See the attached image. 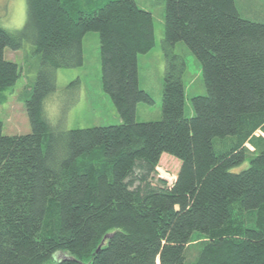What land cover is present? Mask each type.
<instances>
[{"label":"trees","instance_id":"16d2710c","mask_svg":"<svg viewBox=\"0 0 264 264\" xmlns=\"http://www.w3.org/2000/svg\"><path fill=\"white\" fill-rule=\"evenodd\" d=\"M165 1L158 120L136 118L154 102L138 58L156 43L137 0H27L21 29L0 25V103L21 76L5 48L31 41L39 55L24 94L31 131L4 134L0 119V264H264V20L235 0ZM88 31L121 122L57 129L44 100L56 69L84 63ZM178 42L206 87L190 116ZM164 153L181 162L172 183L158 177ZM58 251L71 257L54 261Z\"/></svg>","mask_w":264,"mask_h":264},{"label":"rangeland","instance_id":"374dc122","mask_svg":"<svg viewBox=\"0 0 264 264\" xmlns=\"http://www.w3.org/2000/svg\"><path fill=\"white\" fill-rule=\"evenodd\" d=\"M238 10L246 17L264 20V0H235ZM139 6L149 9L154 16L156 43L147 53L138 58L140 86L154 98L153 103L140 102L137 106L138 121L158 120L162 115V89L166 69L163 48L165 0H137ZM27 0H0V25L9 30L21 29L27 20ZM84 63L72 68L56 69V89L44 100V113L57 129L117 124L121 117L111 97L102 87L100 61V38L97 31H88L83 39ZM187 63L184 74L186 88V114L193 115L191 98L205 94L206 87L202 66L195 54L184 42L175 48ZM4 55L20 65L21 76L16 84L2 91L5 98L0 103V119L4 134H26L31 131L24 94L34 83L39 67V55L34 52V44L26 41L20 49L5 48ZM264 135L262 131L257 133ZM251 149L252 145L249 143ZM180 160L164 153L158 166V177L169 181L176 178ZM249 165L246 160L236 170ZM65 251H58L52 259L70 258ZM45 264H52L51 261Z\"/></svg>","mask_w":264,"mask_h":264},{"label":"water","instance_id":"95a60500","mask_svg":"<svg viewBox=\"0 0 264 264\" xmlns=\"http://www.w3.org/2000/svg\"><path fill=\"white\" fill-rule=\"evenodd\" d=\"M109 236V235H106V237ZM101 246V245H100ZM100 246L98 247V249L100 248Z\"/></svg>","mask_w":264,"mask_h":264},{"label":"built area","instance_id":"2783aa9c","mask_svg":"<svg viewBox=\"0 0 264 264\" xmlns=\"http://www.w3.org/2000/svg\"><path fill=\"white\" fill-rule=\"evenodd\" d=\"M174 179H175V177H174ZM171 183H172V181H170Z\"/></svg>","mask_w":264,"mask_h":264}]
</instances>
